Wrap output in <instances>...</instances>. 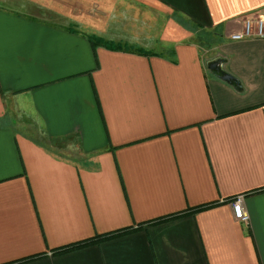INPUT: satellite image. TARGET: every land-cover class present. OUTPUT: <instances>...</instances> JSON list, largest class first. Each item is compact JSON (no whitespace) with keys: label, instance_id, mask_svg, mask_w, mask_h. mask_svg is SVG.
Listing matches in <instances>:
<instances>
[{"label":"crops","instance_id":"1","mask_svg":"<svg viewBox=\"0 0 264 264\" xmlns=\"http://www.w3.org/2000/svg\"><path fill=\"white\" fill-rule=\"evenodd\" d=\"M251 12L0 0V264H264V38L229 37Z\"/></svg>","mask_w":264,"mask_h":264},{"label":"built area","instance_id":"2","mask_svg":"<svg viewBox=\"0 0 264 264\" xmlns=\"http://www.w3.org/2000/svg\"><path fill=\"white\" fill-rule=\"evenodd\" d=\"M236 26L231 30L229 37L232 40L245 38H264V14L261 12L246 13L237 17ZM244 194H237L230 199L236 219L242 222L249 221V215L244 209Z\"/></svg>","mask_w":264,"mask_h":264},{"label":"water","instance_id":"3","mask_svg":"<svg viewBox=\"0 0 264 264\" xmlns=\"http://www.w3.org/2000/svg\"><path fill=\"white\" fill-rule=\"evenodd\" d=\"M223 60H224L223 58H216V59L210 61L208 65H209L210 69L212 71L216 72V74L220 78H222L223 80H225V81H227V82H229V83H231L237 87L238 86L240 87V83H239L238 79L234 75L226 72L223 69V67H222Z\"/></svg>","mask_w":264,"mask_h":264},{"label":"trees","instance_id":"4","mask_svg":"<svg viewBox=\"0 0 264 264\" xmlns=\"http://www.w3.org/2000/svg\"><path fill=\"white\" fill-rule=\"evenodd\" d=\"M215 203H207V204H203V205H200V206H196V207H193L191 210L193 211V212H195V211H199V210H202V209H205V208H208V207H210V206H212V205H214ZM178 214H173L172 216L173 217H175V216H177ZM124 231H126V230H124ZM110 235V234H109ZM109 235H106V236H100L101 238H98V239H90V240H87V241H84L82 244H85V243H91V242H93V241H95V240H100V239H102V238H104V237H108ZM78 245H81V244H78ZM75 247V246H74Z\"/></svg>","mask_w":264,"mask_h":264},{"label":"rangeland","instance_id":"5","mask_svg":"<svg viewBox=\"0 0 264 264\" xmlns=\"http://www.w3.org/2000/svg\"><path fill=\"white\" fill-rule=\"evenodd\" d=\"M26 4V3H24ZM36 8V9H35ZM35 8H29V6L27 5L26 8H24L25 11H29L30 13H34V14H37L39 16H42V17H49L50 15L48 14V12L46 13L45 10H43L41 7H35Z\"/></svg>","mask_w":264,"mask_h":264}]
</instances>
